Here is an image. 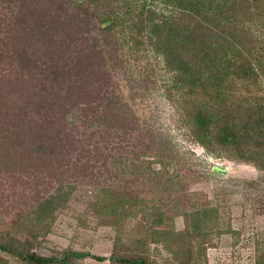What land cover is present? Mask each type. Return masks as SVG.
I'll return each instance as SVG.
<instances>
[{"label": "trees", "instance_id": "obj_1", "mask_svg": "<svg viewBox=\"0 0 264 264\" xmlns=\"http://www.w3.org/2000/svg\"><path fill=\"white\" fill-rule=\"evenodd\" d=\"M0 6L15 8L0 17V111L7 108L0 115L1 153L32 156L39 170L72 163V170L89 172L108 162L99 176L117 182V173L152 171L153 162L125 156L139 126L122 87L161 83L193 142L209 156L264 174V0H0ZM141 72L147 75L139 78ZM167 158L161 170L173 162ZM65 185L72 188L62 179L58 193L42 202L43 212L63 204ZM99 192L97 211L112 216L118 230L134 216L126 206L142 203L110 188ZM218 212L184 213L183 231L154 226L132 241L131 254L109 260L159 264L149 253L160 243L173 254L167 264H201L211 235L223 232ZM157 213L154 208L156 224ZM38 234L0 237V264H11L2 253L22 264L91 256H41L31 244ZM255 261L264 264L263 248Z\"/></svg>", "mask_w": 264, "mask_h": 264}, {"label": "rangeland", "instance_id": "obj_2", "mask_svg": "<svg viewBox=\"0 0 264 264\" xmlns=\"http://www.w3.org/2000/svg\"><path fill=\"white\" fill-rule=\"evenodd\" d=\"M14 9L0 6V17H9ZM146 75L141 72L138 77ZM144 86L146 90L138 85L131 87L126 81L122 87L135 114L133 122L139 126L125 156H139L138 164L151 161L154 170L146 168L138 177L132 170L124 175L117 173L118 182L108 174L99 176L106 173L108 162L89 172L72 170V163L69 167L63 163L59 168L49 165L39 170L32 156L21 152L23 155L18 157L14 151L1 153L0 144V237L32 240L36 231L38 238L31 244L41 256L60 257L65 251H74L91 256L74 259L71 264H121L110 257L131 254L132 241L142 233L154 226L183 231L184 213L214 207L219 211L217 231L223 232L211 235L207 261L201 264H255L258 251L264 249V174L251 165L209 156L191 140L181 124V109L170 101L161 83ZM6 109L2 107L0 115ZM168 156L173 162L161 170ZM215 167L225 172L214 173ZM62 179H68L72 187L62 188L69 196L60 198L63 204L46 214L41 204L58 193ZM107 188L127 196L126 201L142 200L140 206H126L134 216L122 221L119 230L112 216L97 211L95 196ZM154 208L162 215L161 222L155 220L157 224ZM44 227L48 232L42 231ZM149 255L159 264L173 259L160 243L151 244ZM2 256L11 264H22L9 254Z\"/></svg>", "mask_w": 264, "mask_h": 264}, {"label": "water", "instance_id": "obj_3", "mask_svg": "<svg viewBox=\"0 0 264 264\" xmlns=\"http://www.w3.org/2000/svg\"><path fill=\"white\" fill-rule=\"evenodd\" d=\"M214 170H216V171H219V172H225V169H222V168H219V167H215V169Z\"/></svg>", "mask_w": 264, "mask_h": 264}]
</instances>
